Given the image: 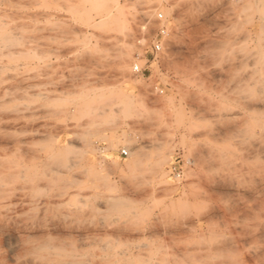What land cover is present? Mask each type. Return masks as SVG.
<instances>
[{"label": "rangeland", "instance_id": "obj_1", "mask_svg": "<svg viewBox=\"0 0 264 264\" xmlns=\"http://www.w3.org/2000/svg\"><path fill=\"white\" fill-rule=\"evenodd\" d=\"M215 2L0 0V264H264V0Z\"/></svg>", "mask_w": 264, "mask_h": 264}, {"label": "built area", "instance_id": "obj_2", "mask_svg": "<svg viewBox=\"0 0 264 264\" xmlns=\"http://www.w3.org/2000/svg\"><path fill=\"white\" fill-rule=\"evenodd\" d=\"M155 23L157 25L155 32L138 41L140 51L136 54V63L132 66V72L136 75H142L144 72V68L139 66L137 61L144 59V64L148 63L150 60L152 62L156 61L163 51V43L167 35V20L162 14H157L155 17ZM128 153L127 149H121L119 151V156L126 158L128 157ZM177 177H180L179 172L177 173Z\"/></svg>", "mask_w": 264, "mask_h": 264}, {"label": "bare ground", "instance_id": "obj_3", "mask_svg": "<svg viewBox=\"0 0 264 264\" xmlns=\"http://www.w3.org/2000/svg\"><path fill=\"white\" fill-rule=\"evenodd\" d=\"M208 1H209V0H208ZM211 1L215 2V1H217V0H211ZM215 3H216V2H215ZM159 9H160V8H159ZM163 11H164V9H163ZM7 36H8V35H7ZM223 46H224V44H223ZM220 47L223 48V47H222V43H221ZM220 47H219V48H220ZM213 50H214V49H213ZM226 50H227V49H226ZM226 50H225V51H226ZM219 51H223V50H219ZM219 51H218V52H219ZM211 52H212V51H211ZM215 52H216V51H215ZM218 52H217V53H218ZM127 53H128V52H127V50H126L125 52H123V54H122L121 56H122V57L127 56ZM212 53H213V52H212ZM220 53H221V52H219V54H220ZM224 54H225V53H224ZM213 55H214V54H213ZM213 55H212V56H213ZM218 56L220 57L221 54L218 55ZM127 57H129V55H128ZM208 57H209V56H208ZM214 57H215V56H214ZM219 57H216V58L219 59ZM120 58H121V57H120ZM122 60H123V59H122ZM215 61H216V60H215ZM120 63H121V62H120ZM123 63H124V60H123ZM124 64H125V63H124ZM127 67H128V66H127ZM125 69H126V67H125ZM127 69H128V68H127ZM119 71H120V72H123V71H124V67L122 66V64L119 66ZM262 73H264V70H263ZM259 106H260V105H259ZM263 130H264V129H263ZM104 149H105V148H104ZM105 150H106V149H105ZM98 151H99V150H98ZM108 151H109V150H108ZM56 160H57V159H56ZM69 160H71V159H69ZM69 160L67 159V161H69ZM112 160H113V159H112ZM73 162H75V161H73ZM75 163H76V162H75ZM0 164H1V163H0ZM1 166H2V164L0 165V167H1ZM72 166H73L72 163L67 164V163L65 162L64 169H66V170H67L66 172H68V171L72 168ZM62 168H63V166H62ZM52 169H53V168H52ZM59 169H60V168H59ZM59 169H57V167L55 168L56 171L50 169L51 171H53V173L56 172V173H55V174H56V177H55V178L53 177L55 180H58V179H60V177H61L60 174H61L62 172H61ZM73 169H74V168H73ZM3 170H4V169H3ZM63 171H64V170H63ZM0 172H4V171H2V168H1ZM5 173H6V172H5ZM8 174H11V173L9 172ZM66 174H67V173H66ZM66 174H65V175H66ZM68 174H69V173H68ZM71 174H72V172H71ZM11 175H12V174H11ZM6 176H8V178L11 177V176L9 177V175H7V174H6ZM54 176H55V175H54ZM63 176H64V175H63ZM63 176H62V178H63ZM174 176H175V175H174ZM1 177H2V175H1ZM64 177H65V176H64ZM70 177H71V176H70ZM70 177H69V178H70ZM73 177L76 178V177H78V176H77V175H75V176L73 175L72 178H73ZM162 177H163V174H162ZM8 178H7V179H8ZM12 178H13V177H12ZM72 178H71V179H72ZM175 178H176V177H175ZM4 179H5V178H4ZM66 179H67V177H66ZM76 179H78V178H76ZM177 179H178V177L176 178V180H177ZM69 180H70V179H69ZM0 181H4L3 178H2V180L0 179ZM52 181H53V180H52ZM178 181H179V180H178ZM68 182H69V183H68V186L64 187V189H63V188L60 189V191H61V190H62V191L59 192L60 194L58 195V197L55 196L56 198H59V197H62V196H66L65 198H67V197H68L67 195H69V196L71 197L72 194H73L72 197L74 196L75 193H71V195H70V193H69L67 190H68L69 188H73V189L76 190V188H74V183H76V182H75V180H73V181H71V182L68 181ZM77 182H79V180H77ZM66 183H67V182H66ZM62 184H63V183H62ZM4 186H5V185H4ZM56 186H57V185H56ZM60 186H61V185H60ZM75 186H76V185H75ZM36 187H37V184H36ZM57 187H59V186H57ZM77 187H79V186H77ZM33 188H34V187H33ZM59 188H60V187H59ZM79 189H81V188H79ZM79 189H78V190H79ZM37 190H38V189H37ZM57 190H58V188H57ZM72 192H73V191H72ZM74 192H75V191H74ZM68 193H69V194H68ZM77 193H80L79 195L81 196V192L78 191ZM77 193H76V195H78ZM56 194H57V193H56ZM56 194H55V195H56ZM2 196H3V195H2ZM70 197H69V199H71ZM53 198H54V197H53ZM61 199H62V198H61ZM57 200H58V199H57ZM112 200H113V199H111V198L109 199V198H108V199H106V200H103L102 202L105 203V205L110 206L111 208H117V207H119L118 205H120V203L118 204L117 202H115V201L113 202ZM115 200H116V199H115ZM111 201L113 202V204H111V203H112ZM116 201L119 202V200H116ZM58 203H59V201H58ZM114 203H117L118 205H117V204L114 205ZM45 204H46V203H45ZM49 204H50V203H49ZM56 204H57V203H56ZM45 207H46V206H45ZM107 208H108V207H107ZM117 209H118V208H117ZM71 214H73V213H71ZM56 226H57V225H56ZM53 227H55V225L52 226L51 228H53ZM55 229L58 230L59 228H58V229L55 228ZM55 229H54V230H55ZM60 229H61V228H60ZM1 231H2V230H1ZM44 236H45V235H44ZM44 236H43V237H44ZM45 237H47V236H45ZM42 239H46V238H42ZM48 239L50 240V238H48ZM52 240H53V239H52ZM52 240H50L51 243L54 242V241L52 242ZM38 241H39V240H38ZM42 241H43V240H42ZM62 241H63V240H62ZM62 241H61V242H62ZM41 243H42V242H41ZM43 243H44V242H43ZM54 243H55V242H54ZM59 243H60V242H59ZM59 243L57 242L58 245H60ZM63 243H64V241H63ZM81 244H82V243H81ZM39 245H40V243H39ZM50 245H51V244H50ZM65 245H66V244H65ZM65 245H64V246L62 245V246L65 248ZM79 245H80V244H79ZM33 246H34V247H37L38 245H36V246L33 245ZM33 246H31V248H32ZM59 247H60V250H61V249L63 250V248H62L61 246H59ZM50 248H51V246L43 245V246L37 247L36 249H38V250H49ZM55 248H56V247H55ZM58 249H59V248H57L56 250H58ZM30 250H31V249H30ZM32 250H33V249H32ZM51 250H54V249L51 248ZM64 250H65V249H64ZM37 252H38V251H37ZM50 252L53 253V251H50ZM58 252H59V251H58ZM61 252H62V251H61ZM34 253H35V252H34ZM42 253H43V252H42ZM48 254H51V253H48ZM61 254H62V253H61ZM64 254H65V253H64ZM64 254H63V255H64ZM68 254H69V253H68ZM63 255H62V256H63ZM65 255H67V253H66ZM70 255H71V254H70ZM75 255H76V254H75ZM62 256H61V257H62ZM68 256H69V255H67V257H68ZM71 256H72V255H71ZM61 257H59V258L61 259ZM69 257H70V256H69ZM72 257H73L72 259L75 258L74 256H72ZM56 258H57V256H56ZM76 258H79V257H76ZM62 259H64V257H62ZM57 260H58V259H57ZM68 260H69V259H68ZM70 260H71V257H70ZM70 260L67 261V260L65 259V260H63V261H59V264H82V263L80 262V261H82L81 258H80L79 261H77L78 259H75L74 261H70ZM83 261H84V260H83ZM57 263H58V262H57ZM87 263H88V262H87ZM87 263H86V264H87ZM83 264H84V263H83Z\"/></svg>", "mask_w": 264, "mask_h": 264}]
</instances>
